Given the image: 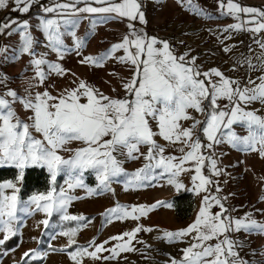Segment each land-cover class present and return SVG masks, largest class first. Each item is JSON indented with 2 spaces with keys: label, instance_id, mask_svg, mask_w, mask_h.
Instances as JSON below:
<instances>
[{
  "label": "snow or ice",
  "instance_id": "snow-or-ice-1",
  "mask_svg": "<svg viewBox=\"0 0 264 264\" xmlns=\"http://www.w3.org/2000/svg\"><path fill=\"white\" fill-rule=\"evenodd\" d=\"M11 2V10L21 14L29 13L33 5L39 4V0ZM177 3L187 4V10L196 15H204L192 7V0H177ZM8 5L9 0H0V10ZM40 8L43 13H55L58 17H41L39 21L47 41L46 47L56 53L57 62L47 60L46 54L37 57L33 51L36 41L29 31L28 20L21 22L6 17L0 21V36H12L19 32L22 42L20 52L31 57L29 67L33 69L37 81L34 87L45 85L53 74L71 79L69 85L60 89L57 95L49 91V88L55 89L54 84L35 93L26 90L27 95L24 96L13 89L0 93V165L14 164L21 169V175L27 166L46 167L53 182L63 172L70 178L69 189L85 187L83 174L91 170L96 175L97 189L101 193L110 191L111 183L122 176L129 177L126 189L145 187L148 186L145 182L166 177L169 185L180 190L184 185L178 177L182 173L192 172V190L197 194L205 193L195 219L186 228L164 231L162 236L157 237L168 243L185 238L192 242L181 250L180 259L170 258L166 264H264V259L250 261L242 257L237 249H243V241L234 240L230 235L241 231L264 235V222L252 218L251 213L245 214L243 218L231 217L223 202L227 197L209 194V186L213 184L216 193L221 191L212 177L223 175L224 170L212 155H206L216 145L226 143L242 151H259L261 158H264V116L257 114L259 110H248V106L253 103L264 106V40H255L261 50L255 57L258 63H253L251 57H243L233 64L232 71L247 65L248 72L261 73L255 79L246 75V82L242 83L240 79L226 76L219 68L202 71L197 64V57L191 56L190 50L177 55L167 40L148 36L142 28L137 29L133 22L147 24L140 0H66L63 3L56 0L51 6L41 4ZM219 8L221 15L231 16L237 21L222 29L223 33L229 34L224 39H231L232 32H264V9L241 6L234 0H227L226 3L225 0H219ZM84 14L99 15V21H91L93 27L97 23H106L108 19L126 18L129 31L105 52L95 56L83 55L81 50L86 41L78 37L74 29L82 19L88 18ZM241 14L247 19H242ZM62 27L65 31L73 29L69 33L74 40L71 49L62 38ZM222 50L231 53L233 48L225 44ZM6 51L5 47H0V55ZM121 51L123 55H116ZM68 52H75L81 57L79 63L88 67L102 68L108 60L125 66L130 73L127 79L118 73H109L119 79L124 97L105 95L95 85L65 69L58 61H62ZM6 80L7 77L0 76V83ZM112 91L116 92L117 89L113 88ZM17 103L29 114L27 120H22L17 114L14 108ZM194 113L202 114L204 118L198 119ZM150 121L156 122V131ZM183 122H190V126L185 127ZM233 125L246 128L247 135H238ZM33 131L40 134L42 139L36 138ZM157 136L180 155H165L167 148L157 142ZM73 142H79L82 147H68ZM141 147H146L147 151L142 152ZM62 151L71 152L72 155L66 159L59 154ZM141 158L145 163L135 172L128 173L123 167L125 162ZM205 168L209 175L204 174ZM4 189H13V193L7 195ZM97 189H88L89 195L99 194ZM18 191L11 182L0 184V233H3L0 246L18 234L14 226L19 219ZM73 199L77 197L67 195L64 190L57 193L55 188L47 195L41 194L31 199L36 209L49 217L56 212L65 221L77 222L76 227L59 233L68 237V243L64 248L55 250L67 252L73 264H83L85 256L93 261H107L115 259L120 253L140 251L133 245L137 234L153 231L150 227L138 225L131 231L112 236L111 240L122 242L112 249L105 248L108 241L96 244L92 240L89 241V247L93 251L83 246L68 251L76 245L78 231L91 223L90 218L84 215L67 214V207ZM260 200L264 202V196ZM159 207L171 208L172 204L165 201L151 205L117 204L103 215L106 223L129 218L139 220ZM214 207L219 208V211L213 212ZM257 211L264 214V210ZM40 223L45 228L49 226L48 219ZM106 251L112 255H101ZM257 254L264 258V251L257 253L251 250L252 256ZM23 257L36 260L41 258V253L32 249L24 252ZM144 258L148 259L146 255ZM28 260L25 264H28Z\"/></svg>",
  "mask_w": 264,
  "mask_h": 264
},
{
  "label": "rangeland",
  "instance_id": "rangeland-1",
  "mask_svg": "<svg viewBox=\"0 0 264 264\" xmlns=\"http://www.w3.org/2000/svg\"><path fill=\"white\" fill-rule=\"evenodd\" d=\"M61 0H59L60 2ZM56 0H39V4L33 5L29 13L21 14L19 12H13L12 2L9 0V5L5 9L0 10V21H4L5 18L18 19L19 21H29V31L34 37L36 43L34 44L33 51L37 57L41 54H46L45 58L52 62H57L56 53L52 52L50 48L46 47L47 41L43 32L39 27L40 18L53 19L58 18L55 13H43L40 5L51 6ZM227 0H225V3ZM241 6L256 7L264 9V0H234ZM62 3V2H61ZM169 3L166 0H159L157 8L155 10L154 21L157 32L169 36L176 48L177 55L183 54L185 51L190 50L191 56L197 57V64L202 71H207L210 68H219L226 76L240 79L242 83H245L246 75H250L253 79L260 75L258 71L248 72L247 65L238 67L236 71H232V66L237 59H243V57H251L253 63H258L255 57L260 53L259 46L255 43V40H264V32L255 34L248 31L232 32L231 39H224L228 33H223L222 29L227 25L236 23L237 21L233 17L228 15H221V9L219 8V0H211V9H204L192 0V7L198 11L203 12L204 15H196L195 12L189 11L188 5ZM160 7V9H159ZM164 7H167V12L170 13L169 18H163ZM174 7L173 9H170ZM170 10V11H169ZM226 11V9L224 10ZM88 16L87 19H82L79 26L74 30L76 35L82 39H85V47L81 50L83 55H99L105 52L111 47L113 43L119 42L125 31L124 23L121 19H108L106 23H97L93 27L91 21H99L98 14H84ZM210 17V18H206ZM242 19H247L241 14ZM73 29L68 28L65 31L64 27L61 31L64 32L63 39L68 48H73L74 40L69 34ZM223 41V43H221ZM21 40L19 32L14 33L12 36H0V47L7 49L6 53L0 55V76L7 77L5 83H0V93L6 92L8 89L15 90L19 95H27V91L35 93L36 91H43L48 85L54 84L55 89L49 88V91L53 95H57L58 91L69 85V80L55 76L54 74L49 78L45 85L40 87H34L37 81L34 78L35 74L32 68L29 67V61L31 57L28 54H21ZM228 45L233 48L231 53L223 52V46ZM252 51H249V49ZM243 54V56L241 55ZM116 55H123V52H117ZM18 57V58H17ZM81 57L77 56L75 52H68L62 61H58L65 69L71 70L76 73L80 78L86 80L88 83L98 87L105 95L114 97H121L125 92L120 87V81L109 73H118L120 77L127 79L130 76L128 69L115 62L114 60H108L105 62L102 68H93L79 63ZM27 69V70H26ZM46 70V68H45ZM33 85V87H30ZM116 88L117 91L113 92L112 89ZM14 108L22 120H27L26 113L20 104H15ZM248 110H259L258 115L264 116V106L259 103H253L248 106ZM198 119H203L202 114L194 113ZM185 127L190 126V122H183ZM233 130L240 136L247 135V130L240 125H233ZM36 138L42 139L40 134L32 133ZM199 134V133H198ZM70 148L82 147L79 142H73L68 145ZM60 155L66 159L72 155L71 152H60ZM206 155H212L218 162V166L224 170V174L220 176L212 177L216 181L221 189L219 193L215 191V184L211 186L212 195H219L220 197H227L224 200L225 207L231 208V212L228 214L233 217L239 208L237 203H241L243 199L254 197L259 201L253 204H259L261 207L264 202L260 200L264 196V158H261L259 151H242L237 148L231 147L228 144H219L215 148L206 153ZM119 159H124L122 156H118ZM14 167L17 171L16 178L13 181H1L0 184L8 182L13 183L16 188L20 189L22 176L21 169L15 167L14 164L6 163L0 165V167ZM124 168L128 171V163H124ZM28 167H41L38 165L27 166ZM49 174L51 183L50 192L53 188L58 191L63 184L64 176L62 173L57 175L55 182L51 179V174L46 167H43ZM85 181L88 185H91V179H93L91 170L84 172ZM61 177L62 181L56 188L55 183L57 179ZM18 186V187H17ZM90 188H81L82 191H86ZM5 194L11 195L13 189H4ZM46 193H34L36 195H46ZM19 191L16 193L18 197ZM32 194V195H34ZM31 195V196H32ZM81 198L82 207L89 214L85 217L92 220L94 214H91V198L87 195ZM31 196L24 201H21L18 197V211L17 216L19 219L15 222V228L18 229L19 241L18 245L7 252L6 255H0V264H21L22 261L28 260L23 257L24 252L35 249L41 253V258L36 260H28L29 262H39V264H73V261L69 258L67 252L55 251L57 249L64 248L68 243V237L60 235L59 233L67 231L69 228L77 226L76 221H65L58 219V216L53 214L49 220V226L45 228L40 222L45 218L43 216L29 215L28 210L31 204ZM81 207V208H82ZM26 209V211L24 210ZM255 211V210H254ZM232 213V215H231ZM92 223V222H91ZM88 224L87 227H82L75 236L76 245H73L68 251H74L77 246L87 247L89 251H93L92 247H89V241L94 240L96 244H102V241L97 240V235L92 234V225ZM235 235V232L233 233ZM162 231L152 232L145 247H137L140 251L131 252L132 264H166L170 258L180 259L182 257V249L189 246L192 241L185 238L183 241H177L176 243H168L166 240L157 239L158 236H162ZM55 236V239L52 237ZM3 238V233H0V239ZM12 239V238H11ZM8 242V241H7ZM107 245V244H106ZM105 245V246H106ZM150 245L151 247H147ZM3 249L0 246V253ZM264 251V250H261ZM260 252V251H259ZM258 252V253H259ZM143 253V254H142ZM46 254V255H45ZM129 254V252H128ZM148 259H145L144 256ZM264 258L259 256H253V260L260 261ZM98 264L99 261H93L87 256L83 258V264Z\"/></svg>",
  "mask_w": 264,
  "mask_h": 264
},
{
  "label": "crops",
  "instance_id": "crops-1",
  "mask_svg": "<svg viewBox=\"0 0 264 264\" xmlns=\"http://www.w3.org/2000/svg\"><path fill=\"white\" fill-rule=\"evenodd\" d=\"M169 3L175 4L174 7L177 6V0H166ZM60 2H66V0H61ZM116 2H119V0H116ZM142 5V11L145 13V18L147 20V24L141 25L138 21L133 22L137 29H143L145 33H147L148 36H155L161 40H167L172 47V49L177 54L176 48L174 46V43L172 39L167 36L161 34V32H157L156 28L153 26L155 25L154 17L155 10L157 8V4L159 0H140ZM194 3L198 4L199 6L203 7L204 9H211V0H194ZM83 6V5H80ZM95 6V5H94ZM174 7L170 8L173 9ZM160 9V7H159ZM167 7H164L163 11V18L166 17L169 18L171 15L167 12ZM170 11V10H169ZM125 26V31L123 35H125L129 29L127 28L128 20L121 19ZM125 93L120 97H124ZM152 128L154 131L157 130L156 128V122L150 121ZM185 126V124H184ZM157 142L161 145L166 146L167 151L165 152V155H180L178 151H176L173 147L168 146L167 142L164 141L159 136L156 137ZM176 147H179L177 145ZM142 152H146V147H141ZM129 167H128V173L135 172L138 168H141L145 161L143 158L140 160L135 161H127ZM124 167V166H123ZM64 176L63 184L61 185L60 189L56 191L59 193L61 190H64L65 193L69 196L77 197V199H73L70 204L67 207V214L73 215V216H79V215H86L89 214L85 209L82 207V201L81 198L84 196L83 194L90 196L91 198V207H90V213L94 214L91 225H92V234H96L97 240L102 241L103 243L105 241H108L105 248L112 249L117 244L122 243L121 241H114L111 240L112 236L120 235L123 232L131 231L133 228H135L138 225H143L145 228H152L153 231H176L179 229L186 228L190 223L193 222L195 219L199 208L201 206L202 197L205 195L204 192H200L197 194L195 191H193V182H192V175L194 173L192 172H186L182 173L178 179L179 181L184 185L183 188L180 190H177L174 186L169 185L167 183V178H159L157 180L151 181V182H145V187H129L126 189L125 185L129 177H119L115 181H113L110 185L111 190L110 191H104L100 192L99 189H97L98 180L96 179V175L93 171H91L93 179H91V185H88L85 181V177L83 174V183L85 187H75L72 189H69L68 182L70 181V178L67 174L61 172ZM205 175H209L208 169L205 168L204 170ZM213 179V178H212ZM211 186L209 194L211 193ZM18 187V186H17ZM81 188H90V189H97V192L99 194H92L89 195L88 190L85 192L81 190ZM52 191V190H51ZM181 191H189L194 196V208L191 213V215L185 219V220H178L175 215V211L173 209V205L171 208L166 207H159L156 210L150 212L148 216L142 217L139 220H133L131 218L125 219L123 221H114L112 223H106L105 216L103 215L106 210L111 209L115 207L117 204L120 205H151L157 201H165L172 204V198L180 193ZM39 195V194H38ZM36 194L31 196H38ZM47 195V194H46ZM259 201L257 198L255 200L254 197H249L248 199H243L241 203L238 205L239 208L237 209L236 213H234L233 218H243L245 214L251 213L252 218L256 219L259 222H264V214H262L259 210H264V205L261 207L259 204L255 205L254 202ZM43 203V201L41 202ZM82 207V208H81ZM28 210L30 212L29 215L37 216H43L45 219H50L49 216L46 215L45 212L36 209L35 204H30L28 207ZM129 210L131 208L129 207ZM255 210V211H254ZM213 212H218L219 208L214 207L212 209ZM53 214L58 216V219L61 218L60 213L53 212ZM52 214V215H53ZM152 232H140L137 234L136 240L133 241V245L135 248L139 247H145L149 237ZM234 233V232H233ZM233 233H230L231 238L234 240L243 241L244 247L243 249H237L240 251V255L248 260H253V256L251 255V250L254 249L257 251V253L261 250H264V235L256 234L255 232L251 234L241 232H235V235ZM137 241H142L143 243H138ZM212 243H215V241H212ZM101 255L103 256H111L112 253L110 251L103 252ZM132 258L136 259V257H132L131 252L127 253H120L118 257L115 259H110L107 261L100 260L98 264H132ZM96 264V262H94Z\"/></svg>",
  "mask_w": 264,
  "mask_h": 264
},
{
  "label": "trees",
  "instance_id": "trees-1",
  "mask_svg": "<svg viewBox=\"0 0 264 264\" xmlns=\"http://www.w3.org/2000/svg\"><path fill=\"white\" fill-rule=\"evenodd\" d=\"M207 103V102H205ZM17 171L14 167H0V182L1 181H13L16 178ZM62 181L59 177L55 183L57 188ZM51 188L48 172L43 167H28L24 170L22 181L19 189L18 197L21 201L26 200L34 193H46ZM172 205L175 211L176 218L178 220L187 219L194 208V196L189 191H181L172 198ZM19 236H15L10 239L5 245L2 246V256L4 252H8L14 249L18 245ZM21 264H25L22 261ZM28 264H39V262H29Z\"/></svg>",
  "mask_w": 264,
  "mask_h": 264
},
{
  "label": "built area",
  "instance_id": "built-area-1",
  "mask_svg": "<svg viewBox=\"0 0 264 264\" xmlns=\"http://www.w3.org/2000/svg\"><path fill=\"white\" fill-rule=\"evenodd\" d=\"M229 212H231V208H229ZM231 215H232V213H231Z\"/></svg>",
  "mask_w": 264,
  "mask_h": 264
}]
</instances>
